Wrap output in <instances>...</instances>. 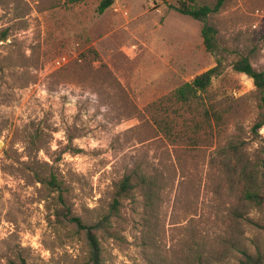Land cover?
<instances>
[{"label":"rangeland","instance_id":"rangeland-1","mask_svg":"<svg viewBox=\"0 0 264 264\" xmlns=\"http://www.w3.org/2000/svg\"><path fill=\"white\" fill-rule=\"evenodd\" d=\"M101 1L0 0V264H90L69 217L95 225L124 176L134 189L110 235L97 233L101 264L264 253V202L242 196L247 182L263 197L264 125L252 129L262 110L232 69L247 58L264 72V0L210 14L211 51L177 0H116L98 14ZM217 62L208 94L221 124L197 143L179 139L182 119L164 97ZM59 196L68 213L56 217Z\"/></svg>","mask_w":264,"mask_h":264},{"label":"trees","instance_id":"trees-1","mask_svg":"<svg viewBox=\"0 0 264 264\" xmlns=\"http://www.w3.org/2000/svg\"><path fill=\"white\" fill-rule=\"evenodd\" d=\"M116 0H102L98 6L97 13L102 14ZM165 1V0H161ZM227 0H216L212 7L197 6L193 0H177L171 8L181 15L189 16L202 23L201 37L206 50L211 51L214 45V29L206 24V19L210 14L218 12ZM220 63L216 66L194 77L192 81L183 84L175 91L167 95L165 101L175 105L171 112L176 119H182V129L179 130L177 137L180 139L184 135L186 139L193 140L191 143H197V138L202 132L211 134L213 123L221 124L222 115L216 111L211 104L209 89L213 80L220 74ZM232 69L246 76L259 95V108L262 110L261 120L253 126V131H257L264 125V72L255 71L247 58H242L233 64ZM166 103V104H168ZM175 122V121H174ZM263 180V197L260 196L256 185L253 188L246 182L243 183L242 196L245 200L260 205L264 202V172ZM245 181V179H244ZM46 185L51 190L58 188L57 181L51 177L46 181ZM134 186L131 176H124L118 183L111 204L109 205L106 215L92 226L81 223L76 217H69V222L73 224L76 231L83 234L88 246L89 263H100V247L97 233L109 234L111 219L118 215L121 207V200L131 196ZM58 206L53 208L54 216H62L64 212L68 213V208L64 205L62 198L59 196ZM59 205L61 207H59ZM12 264H17L12 262ZM240 264H264V253L255 255L243 253V259Z\"/></svg>","mask_w":264,"mask_h":264},{"label":"built area","instance_id":"built-area-1","mask_svg":"<svg viewBox=\"0 0 264 264\" xmlns=\"http://www.w3.org/2000/svg\"><path fill=\"white\" fill-rule=\"evenodd\" d=\"M65 63H66V61H65L64 57H60V58L55 59L52 64L55 68H60Z\"/></svg>","mask_w":264,"mask_h":264}]
</instances>
